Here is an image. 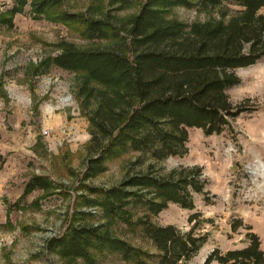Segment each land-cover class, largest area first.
<instances>
[{
	"label": "rangeland",
	"instance_id": "1",
	"mask_svg": "<svg viewBox=\"0 0 264 264\" xmlns=\"http://www.w3.org/2000/svg\"><path fill=\"white\" fill-rule=\"evenodd\" d=\"M61 0L51 17L38 16L28 4L10 15L16 0H0V264H88L62 257L50 248L73 227L104 226L138 249L140 259L159 254L144 233L142 221L155 226H175L208 237L188 264H204L218 249L246 248L247 235L260 237L264 251V58L237 69L241 84L228 90L231 101L251 108L222 134L207 136L202 129H188V151L183 156L156 161L129 152L109 160L107 170L85 178L94 154L90 115L97 102L85 109L80 95L83 74L62 70L50 61L65 44L81 50L130 51L129 42L87 39L83 26L60 22V12L111 22L126 39L127 29L146 0ZM243 8L231 0L203 8L197 4L168 13L190 26L208 21L228 22ZM264 14V8L260 11ZM9 19L7 24L3 19ZM98 89H104L97 86ZM152 166L157 176L174 170L199 169L205 194L193 193L194 210L170 203L158 215L143 206L130 205L123 219L109 220L99 203L104 191L119 186L128 175L145 173ZM47 178L51 187L25 194L35 177ZM199 216L193 222L190 217ZM242 221L238 230L233 224ZM93 264H138L120 254H96ZM211 264H219L213 261Z\"/></svg>",
	"mask_w": 264,
	"mask_h": 264
},
{
	"label": "trees",
	"instance_id": "2",
	"mask_svg": "<svg viewBox=\"0 0 264 264\" xmlns=\"http://www.w3.org/2000/svg\"><path fill=\"white\" fill-rule=\"evenodd\" d=\"M16 2L11 16L30 4L36 15L51 17L61 0ZM231 2L243 10L228 22L188 26L169 19L168 13L193 4L214 7L222 0H146L132 18L126 39L111 22L67 12L54 15L60 22L82 25L87 39L125 40L130 46L126 53L118 49L81 50L68 43L50 61L62 70L83 74L80 95L85 109L97 102L90 115L95 130L91 131L90 144L94 154L87 164L86 179L103 174L109 160L129 152L156 161L183 156L188 151V129H202L207 136L222 134L251 110L246 104L233 103L227 92L241 84L237 69L264 58V14L260 13L264 0ZM8 22V18L2 20ZM50 187L47 178L38 176L27 185L25 194ZM205 187L199 169L157 176L150 166L147 172L128 175L119 186L104 191L99 206L109 220L125 218L130 205L143 206L151 215L160 214L170 203L194 210L193 193L205 194ZM198 216L192 215L190 222ZM142 223L146 237L159 252L151 261L140 259L142 252L104 226L73 227L49 245L64 258L88 264L95 262L94 253L120 254L125 261L137 260L138 264H188L208 240L193 230L182 233L173 225L155 226L149 217ZM242 224L235 222L233 230ZM247 237L246 248L225 254L215 249L204 264H264L260 237L255 233Z\"/></svg>",
	"mask_w": 264,
	"mask_h": 264
}]
</instances>
